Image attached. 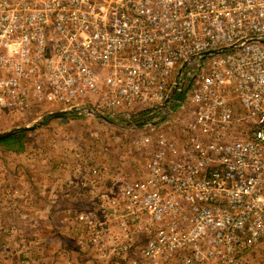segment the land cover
<instances>
[{
	"label": "built area",
	"instance_id": "built-area-1",
	"mask_svg": "<svg viewBox=\"0 0 264 264\" xmlns=\"http://www.w3.org/2000/svg\"><path fill=\"white\" fill-rule=\"evenodd\" d=\"M0 112L165 127L119 176L145 264L264 252V0H0Z\"/></svg>",
	"mask_w": 264,
	"mask_h": 264
},
{
	"label": "rangeland",
	"instance_id": "rangeland-1",
	"mask_svg": "<svg viewBox=\"0 0 264 264\" xmlns=\"http://www.w3.org/2000/svg\"><path fill=\"white\" fill-rule=\"evenodd\" d=\"M50 114L0 112V134H23L0 141V264H145L147 233L133 230L119 176L141 177L149 148L140 140L165 127ZM248 259L264 264L263 250Z\"/></svg>",
	"mask_w": 264,
	"mask_h": 264
},
{
	"label": "water",
	"instance_id": "water-1",
	"mask_svg": "<svg viewBox=\"0 0 264 264\" xmlns=\"http://www.w3.org/2000/svg\"><path fill=\"white\" fill-rule=\"evenodd\" d=\"M60 115L62 116L63 113H61V112H54V113H51L50 114V116H60ZM95 116H97L99 118H102L103 120L108 121V122L112 121L106 115L101 114V113H95ZM32 127L33 126H27V127L21 128V129L28 130V129H31ZM14 131H16V130H14ZM14 131L3 132V133L0 134V138L7 137V136L11 135ZM17 131H19V130H17Z\"/></svg>",
	"mask_w": 264,
	"mask_h": 264
},
{
	"label": "trees",
	"instance_id": "trees-1",
	"mask_svg": "<svg viewBox=\"0 0 264 264\" xmlns=\"http://www.w3.org/2000/svg\"><path fill=\"white\" fill-rule=\"evenodd\" d=\"M22 135L23 134H21V133L16 134V135H10V136H7V137L0 138V141L1 142H6V141H9V140L17 139V137H21Z\"/></svg>",
	"mask_w": 264,
	"mask_h": 264
}]
</instances>
